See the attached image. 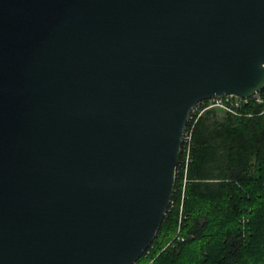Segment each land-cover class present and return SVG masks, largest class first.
I'll return each mask as SVG.
<instances>
[{"label": "water", "instance_id": "water-1", "mask_svg": "<svg viewBox=\"0 0 264 264\" xmlns=\"http://www.w3.org/2000/svg\"><path fill=\"white\" fill-rule=\"evenodd\" d=\"M264 89V0H0V264H135L191 109Z\"/></svg>", "mask_w": 264, "mask_h": 264}, {"label": "trees", "instance_id": "trees-1", "mask_svg": "<svg viewBox=\"0 0 264 264\" xmlns=\"http://www.w3.org/2000/svg\"><path fill=\"white\" fill-rule=\"evenodd\" d=\"M240 111L192 121L191 160L181 152L170 209L135 264H264V101Z\"/></svg>", "mask_w": 264, "mask_h": 264}, {"label": "built area", "instance_id": "built-area-1", "mask_svg": "<svg viewBox=\"0 0 264 264\" xmlns=\"http://www.w3.org/2000/svg\"><path fill=\"white\" fill-rule=\"evenodd\" d=\"M262 91H260L259 94L256 96H248V97H240L236 95H226V94L218 95L211 99H208L209 103L202 109H201V105L204 103L205 100L196 104L190 111L185 129H184V133H183V143H182L181 152H183V155H184L183 163L185 167L188 166L191 160V144H192V133H193L192 121L193 120H196V118H198L204 110L212 108V107H220L226 110L227 112H230L233 114H240L241 106L249 103L251 99H255L259 102L264 101V98L261 95Z\"/></svg>", "mask_w": 264, "mask_h": 264}]
</instances>
